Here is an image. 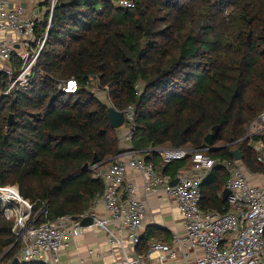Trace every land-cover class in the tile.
Returning a JSON list of instances; mask_svg holds the SVG:
<instances>
[{"label":"trees","instance_id":"trees-1","mask_svg":"<svg viewBox=\"0 0 264 264\" xmlns=\"http://www.w3.org/2000/svg\"><path fill=\"white\" fill-rule=\"evenodd\" d=\"M36 71L31 91L0 98V186H16L35 212L44 206L38 224L91 212L104 185L89 168L121 152L92 80L109 89L115 109L135 107L133 147L157 167L160 156L149 150L208 148L205 138L218 126L209 155L232 160L238 150L252 173L264 174L243 140L264 112V0H58ZM72 79L76 93L57 88ZM6 87L0 74V91ZM187 166L177 161L164 172L176 177ZM226 182L222 169L211 173L203 210H227ZM13 225L0 203V264L20 252Z\"/></svg>","mask_w":264,"mask_h":264},{"label":"built area","instance_id":"built-area-1","mask_svg":"<svg viewBox=\"0 0 264 264\" xmlns=\"http://www.w3.org/2000/svg\"><path fill=\"white\" fill-rule=\"evenodd\" d=\"M9 2L0 0V74L7 79L0 98L33 89L38 61L58 6V0H24L14 6ZM120 5L135 9L132 2ZM46 19V33L37 38V27ZM78 87L75 79L57 85L59 90L72 94ZM142 88V83L136 84V93L140 95ZM123 112L120 154L89 168L92 178L104 185L96 205H103L106 216L100 217L92 210L78 217L62 216L38 224L44 206L35 212L34 204L22 197L16 186H0V203L4 216L14 222L12 233L20 244L17 258L21 263L62 264L61 253L71 249L84 230L81 221L93 216V227L106 234L120 264H264V174L252 173L243 160L212 158L209 151L215 148L209 146L199 150H149L161 158V167H157L147 161L149 154L133 147L135 107L129 106ZM263 136L264 112L250 124L243 139L251 142L257 162L264 166ZM185 159L188 166L176 177L164 172L165 166ZM216 169L228 174L225 189L230 194L225 212L202 208V186ZM129 172L141 178V186L127 181ZM174 180L178 182L172 186ZM159 195L177 205L183 229L173 233L171 243H152L140 255L137 248L149 212L147 201Z\"/></svg>","mask_w":264,"mask_h":264},{"label":"crops","instance_id":"crops-1","mask_svg":"<svg viewBox=\"0 0 264 264\" xmlns=\"http://www.w3.org/2000/svg\"><path fill=\"white\" fill-rule=\"evenodd\" d=\"M9 3L10 6H14L16 4L24 3V0H10ZM160 161V158L157 159V163ZM224 173L228 180V174L225 171ZM168 174L171 175V172ZM127 181L139 186L142 184L141 178L132 172L128 173ZM147 202L149 205V212L144 221V230L142 234V237L144 236L143 244L140 248H137L138 253L139 251H146L152 243H171L173 233H178L183 229L178 207L173 201L159 195L150 198ZM93 210L94 213L100 217L107 215L102 204L96 205ZM149 228L156 229L153 237L148 236L151 233ZM61 263L120 264V259L118 253L110 250L106 234L99 228L90 227L85 228L83 232L74 239L71 249L61 253Z\"/></svg>","mask_w":264,"mask_h":264},{"label":"water","instance_id":"water-1","mask_svg":"<svg viewBox=\"0 0 264 264\" xmlns=\"http://www.w3.org/2000/svg\"><path fill=\"white\" fill-rule=\"evenodd\" d=\"M108 118H109V122L111 124V127L113 129H120L124 126L125 115H124L123 111H119V110L115 109L114 107H109ZM13 123H14V115L11 114L9 116V127H11L13 125ZM218 132H219V127L218 126L214 127L213 132L205 138V143L207 146H209V147L213 146L215 134ZM215 149H217V148H215ZM233 155H234L235 160H239V161L243 160V156L241 155V153L238 150L234 151ZM85 167L87 168L88 165H86ZM177 182H178L177 180H174L171 183V185L175 186L177 184ZM229 194H230L229 190L225 189V191L223 193V200L224 201L227 200ZM93 226H94V217L93 216L87 217L81 221V227L84 229L90 228ZM16 243H17V241H16ZM12 264H22V263L19 260V258H16Z\"/></svg>","mask_w":264,"mask_h":264},{"label":"rangeland","instance_id":"rangeland-1","mask_svg":"<svg viewBox=\"0 0 264 264\" xmlns=\"http://www.w3.org/2000/svg\"><path fill=\"white\" fill-rule=\"evenodd\" d=\"M130 10H132V12L135 11L134 8L130 9ZM225 14H227V13H225ZM89 90L91 91V93L93 95H95L100 101H102L108 107H113V105L109 99V95H108L109 89L100 87V82L98 80H93L92 85L89 86ZM120 133L121 132L119 131L118 134L120 135Z\"/></svg>","mask_w":264,"mask_h":264}]
</instances>
